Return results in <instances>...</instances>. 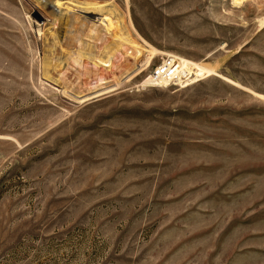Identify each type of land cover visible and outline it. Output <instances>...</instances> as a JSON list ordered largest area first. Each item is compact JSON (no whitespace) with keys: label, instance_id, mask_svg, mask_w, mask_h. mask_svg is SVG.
Segmentation results:
<instances>
[{"label":"rangeland","instance_id":"374dc122","mask_svg":"<svg viewBox=\"0 0 264 264\" xmlns=\"http://www.w3.org/2000/svg\"><path fill=\"white\" fill-rule=\"evenodd\" d=\"M84 1L0 0V264H264V0H112L103 45L166 55L87 101L63 93ZM167 55L217 76L139 89Z\"/></svg>","mask_w":264,"mask_h":264},{"label":"bare ground","instance_id":"6f19581e","mask_svg":"<svg viewBox=\"0 0 264 264\" xmlns=\"http://www.w3.org/2000/svg\"><path fill=\"white\" fill-rule=\"evenodd\" d=\"M245 1L247 0H231V3L234 7H240ZM49 4L54 10H60L63 7L61 0H49ZM73 6L79 11L73 7L68 8L69 16L65 26L71 45L69 55L72 68L77 74L78 85L72 87L71 90L64 88L63 93L65 95L76 100L87 101L115 93L141 75L157 55H166L151 47L144 46L138 41L139 38L133 37V33V36L130 35L126 38L119 36L109 44L103 45L104 36L109 35L110 30L115 26H120L119 23H113V13L115 15L116 13L121 14L120 17L123 19L126 17L124 13H120L121 11L112 0H86L81 4L73 3ZM92 11L97 16L92 18L93 21H88L84 15ZM101 14L104 17H101ZM60 24L62 26V23ZM127 42L132 47L136 45V49L133 47L135 55L121 53V48ZM185 65L191 66L189 64ZM48 67L47 70H49ZM191 67L195 74L196 83L217 76L214 67L211 68L206 64L195 65V68L198 69ZM138 88L142 89L143 86L139 85Z\"/></svg>","mask_w":264,"mask_h":264},{"label":"built area","instance_id":"2783aa9c","mask_svg":"<svg viewBox=\"0 0 264 264\" xmlns=\"http://www.w3.org/2000/svg\"><path fill=\"white\" fill-rule=\"evenodd\" d=\"M194 77L191 66L185 65L177 57L166 56L150 71L140 85L143 86V90L151 88L184 90L196 84Z\"/></svg>","mask_w":264,"mask_h":264}]
</instances>
